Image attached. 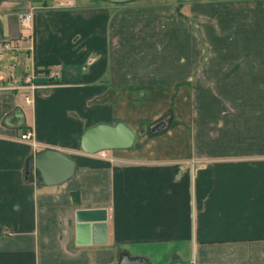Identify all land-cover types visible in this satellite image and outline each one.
I'll use <instances>...</instances> for the list:
<instances>
[{
    "label": "crops",
    "instance_id": "0c3cea01",
    "mask_svg": "<svg viewBox=\"0 0 264 264\" xmlns=\"http://www.w3.org/2000/svg\"><path fill=\"white\" fill-rule=\"evenodd\" d=\"M31 4L0 11V37L61 78L0 93V264H264V0L37 3L25 36ZM116 120L132 149L81 152L86 128ZM46 148L77 166L63 185L25 178ZM102 210L107 243L77 245L76 213Z\"/></svg>",
    "mask_w": 264,
    "mask_h": 264
},
{
    "label": "water",
    "instance_id": "95a60500",
    "mask_svg": "<svg viewBox=\"0 0 264 264\" xmlns=\"http://www.w3.org/2000/svg\"><path fill=\"white\" fill-rule=\"evenodd\" d=\"M52 0H0V2H37ZM115 5H126L138 0H96ZM165 123L161 122L152 129V133L163 130ZM137 140V133L123 120H116L113 124L99 123L86 128L80 138V150L83 154L96 156L101 153L132 149ZM37 172V187L60 186L71 180L77 166L73 159L61 150L46 148L26 163L25 178ZM76 243L79 246L103 245L107 243V215L106 211H80L75 220ZM2 228L0 226V235ZM115 264H152L147 258L132 257L124 252ZM168 264H186L175 259Z\"/></svg>",
    "mask_w": 264,
    "mask_h": 264
},
{
    "label": "built area",
    "instance_id": "2783aa9c",
    "mask_svg": "<svg viewBox=\"0 0 264 264\" xmlns=\"http://www.w3.org/2000/svg\"><path fill=\"white\" fill-rule=\"evenodd\" d=\"M76 0H53L50 6L51 10H65L74 8ZM13 2H0V11H3L9 7ZM36 9H29L22 11L18 14L19 24L23 29L33 30V21ZM13 49H18V47H12V44L0 37V52L10 51ZM60 71L57 69H51L48 73L43 75H37L35 73V66L31 70L30 74H26L22 78V83L20 85H15L12 87L0 86L1 92H25V91H36V90H46L53 89L57 87V82L60 80ZM4 82V77L0 73V85ZM25 102L27 107L32 106V99L29 96H25ZM22 141L28 142L33 149H37L39 146L33 140L30 133H26L21 137ZM106 153H101L104 156Z\"/></svg>",
    "mask_w": 264,
    "mask_h": 264
},
{
    "label": "rangeland",
    "instance_id": "374dc122",
    "mask_svg": "<svg viewBox=\"0 0 264 264\" xmlns=\"http://www.w3.org/2000/svg\"><path fill=\"white\" fill-rule=\"evenodd\" d=\"M140 1L149 2L151 0ZM49 2L52 4L53 0ZM32 4L29 5L28 9H36L39 7L36 2H32ZM35 5H37V7H35ZM22 32L25 36L29 34V30L27 29H23ZM12 47L14 46L12 45ZM27 47L28 44L25 43L21 44L18 49L0 52V73L4 77V82L0 86H5V82L8 87L20 85L23 75L31 73L32 52L27 50Z\"/></svg>",
    "mask_w": 264,
    "mask_h": 264
},
{
    "label": "trees",
    "instance_id": "16d2710c",
    "mask_svg": "<svg viewBox=\"0 0 264 264\" xmlns=\"http://www.w3.org/2000/svg\"><path fill=\"white\" fill-rule=\"evenodd\" d=\"M96 1V0H93ZM49 1H37L36 3H43V4H47ZM96 2H100V1H96ZM51 70V66L48 64H35V73L37 75H43L48 73Z\"/></svg>",
    "mask_w": 264,
    "mask_h": 264
}]
</instances>
